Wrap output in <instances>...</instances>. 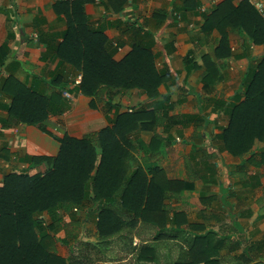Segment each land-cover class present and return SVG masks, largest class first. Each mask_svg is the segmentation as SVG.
Masks as SVG:
<instances>
[{
  "label": "crops",
  "instance_id": "obj_1",
  "mask_svg": "<svg viewBox=\"0 0 264 264\" xmlns=\"http://www.w3.org/2000/svg\"><path fill=\"white\" fill-rule=\"evenodd\" d=\"M243 3L77 0L75 7L80 13L70 15L71 6L54 0H0V47L7 37L8 17L13 31L0 67V84L4 78L13 77L43 95H60L41 123L27 124L10 116L7 108L12 100L0 93V187L7 175L34 176L49 169L47 161L30 163L28 158L53 159L64 135L81 139L110 127L117 115L143 112L137 128L126 135L130 158L126 160L125 177L138 172L162 189L157 190L162 201L145 212V222L137 219L133 223L134 212L140 211L137 201L131 203L135 207L132 211L120 209V194L113 195L112 209L124 223L133 224H125V230L102 241L104 258L100 255V263L89 256L88 241L87 245L64 244L53 238V251L58 256L84 259L89 264L174 261L164 231L172 228L169 220L173 214L182 223L178 228L185 227L184 216L196 208L198 222H194L198 225L191 228L200 234L212 229L218 238L229 239L232 245L238 243L233 249L223 248V255L241 259L250 257L254 250L260 254L255 261L264 263V142H255L247 154L237 157L222 141L231 106L244 99L247 71L264 56V42L254 44L248 35V13L238 11ZM69 15L85 27L69 40L78 41L80 49L97 51L103 45L119 62L137 45L148 48L155 69L166 74L157 96L148 97L138 88L107 89L97 96L76 90L79 84L75 82L78 77L82 79V73L72 61L56 56ZM58 75L60 82L55 83ZM65 91L71 94L70 100ZM150 112L159 122L152 121ZM140 195L135 190L130 194L133 199ZM150 195L154 196L153 191ZM72 216L80 217L84 231V214H64L62 220L67 222ZM38 217L42 220L43 214ZM47 219L48 230L44 227V231L49 232L55 229L57 218L48 215ZM41 224L45 225L43 220ZM159 231L162 234L156 236ZM82 235L80 240L86 242ZM61 246L69 249L67 256L61 254Z\"/></svg>",
  "mask_w": 264,
  "mask_h": 264
},
{
  "label": "trees",
  "instance_id": "obj_2",
  "mask_svg": "<svg viewBox=\"0 0 264 264\" xmlns=\"http://www.w3.org/2000/svg\"><path fill=\"white\" fill-rule=\"evenodd\" d=\"M76 2L59 3L71 6L72 15L75 11L80 13L79 8L75 7ZM238 11L244 14L247 12L250 17L248 35L253 43H263L264 20L247 2L243 3ZM70 15L66 17L68 26L62 43L56 48V56L66 62L72 61L82 73L76 90L85 95L97 96L99 92L107 89L122 91L138 88L148 97L157 96L158 86L166 79V74L155 69L154 57L148 48L137 45L119 62L111 58L103 49V45L97 48V51L80 49L78 41L69 40L76 32L85 31V27L76 17L69 18ZM6 28L7 37L0 47V67L13 35L9 17L6 20ZM71 50L74 53L70 54ZM60 78L61 75H58L55 83L60 82ZM0 93L7 94L12 100L7 108L10 116L27 124L41 123L47 117L50 106L57 104L56 96H60L38 93L13 77L4 78L0 84ZM243 94L244 99L231 106L228 125L222 134L224 148L237 157L247 154L255 142H264V56L254 68L249 67ZM142 114L143 112H134L117 115L110 127L81 139L64 135L60 140L58 155L53 159L28 158L30 163L52 162L51 167L44 173L34 176L25 173L10 174L4 177L0 187V264H89L85 263L84 259H65L58 256L53 251L52 239L58 237L64 244L77 242L79 245H87V242L80 240V217L72 216L67 222L62 220V217L64 214L71 215L77 209H88L93 203L101 201L106 203L100 205L98 213L99 234L110 238L125 230L124 225L131 223H124L118 212L112 209L116 200L113 197L115 193L120 194V209L132 211L135 207H131V203L137 201L136 206L140 207V211L134 212L133 223L137 219L146 221L145 212L153 204L162 201L163 197L157 194L162 189L156 185L155 180L148 182L145 176L138 172L127 180L124 179L126 160L130 158L126 135L137 128ZM150 114L154 116V123L159 122L160 119L155 113ZM133 190L141 194L136 199L130 196ZM152 191L154 196H149ZM163 210L165 215L167 208ZM58 211L61 213L57 216L55 229L44 231L42 220L38 216L44 212L54 216V212ZM127 231L130 232V229ZM198 240L201 243L199 249ZM193 242L182 258L174 264H219L210 255L213 251L238 246V243L232 245L226 238L215 241L211 234L200 237L195 235Z\"/></svg>",
  "mask_w": 264,
  "mask_h": 264
},
{
  "label": "rangeland",
  "instance_id": "obj_3",
  "mask_svg": "<svg viewBox=\"0 0 264 264\" xmlns=\"http://www.w3.org/2000/svg\"><path fill=\"white\" fill-rule=\"evenodd\" d=\"M98 157H99V150H98ZM51 163L52 162L48 163L49 166L51 165ZM128 178L124 177V179H126V180ZM190 200L191 199H188V201H190ZM104 203H106V202H104V201L95 202L90 207H88V209H85V210L77 209L75 211V213L77 215L84 214V216L86 218L84 231H81L83 234L82 237H83V239H85L84 241H86V242L88 241L89 243H91V246H90L89 251H88L89 256L93 257L94 259H96V258L99 259V263L104 258V256L102 255L104 248H102L100 245L102 244V241L105 238L102 237L99 234V231L97 230V221H98V213L100 211V205H104ZM191 203L194 204L193 202H191ZM188 210H190L189 207H188ZM194 211H196V208H194ZM194 211L190 210V211H188L189 213L186 214L187 216L185 215L186 218L184 216L185 223H183V224L186 225L185 227L178 228L179 226H181L182 223H180L178 221V219H177L178 215L177 214L176 215L173 214V217L169 220L170 224L172 225V228L171 229H165L166 231H164V233L169 238V240H167V242L169 241L167 245L170 247V250L172 253L171 257L173 258L174 261L166 262L165 264H174L178 261V259L180 257L182 258L184 252L187 251V249L189 248V245L194 243L193 240L195 239V235H198V237H200L203 235L211 234L212 238L215 241L220 239V237L218 238L216 236V231H212V229L205 232L204 234H200V233H198L197 229L191 228L190 225H195V226L198 225L196 223V222H198V215L195 214ZM59 213H61V211H58V213L54 212L55 219L57 218L58 215H60ZM42 214H43L42 220L44 221V224H45V221H46L45 219L48 218V215H46L45 212ZM187 217L190 218L192 220V222H189ZM158 218L161 220V215ZM166 220H167V215L165 214V217H164L165 223L167 222ZM194 221H196V222H194ZM46 225H48V224L46 223L44 225V227H46L48 230V227ZM178 229H180V230H178ZM161 232L162 231L156 232V236L162 234ZM154 236H155V234H152V237H154ZM57 238L58 237H56V239ZM238 239L242 240V238H238ZM210 240H212L211 237H210ZM199 245L201 246V243L198 240V249H199ZM62 247L63 246H61V249H60L61 254L67 256V252H69V249L67 247L66 248H64V247L62 248ZM144 247H146V246H144ZM71 250H73V248H71ZM202 250H204V249H202ZM222 250L223 249H218V251H215V252L213 251V253L210 254L214 260L219 262V264H256V263L257 264H264L263 262L258 263L255 261V260L258 261L257 258L260 257V254L258 255V251L255 252L254 250H252L251 252H249L250 257H247V260H248L247 261L246 258L241 257V259H240V258H238V256H235V255L233 258H227L225 255H223L224 251H226V249H224L223 251ZM74 252H75V248H74ZM221 252H222V254H221ZM100 255L103 258H100ZM252 256L254 257V259L251 258ZM198 264H204V263L201 262Z\"/></svg>",
  "mask_w": 264,
  "mask_h": 264
},
{
  "label": "built area",
  "instance_id": "obj_4",
  "mask_svg": "<svg viewBox=\"0 0 264 264\" xmlns=\"http://www.w3.org/2000/svg\"><path fill=\"white\" fill-rule=\"evenodd\" d=\"M56 2H73L77 0H54ZM95 2H100V0H93ZM247 2L255 11L256 13L264 20V3L261 0H244ZM81 81V77H78V80L75 82L76 84H79ZM64 96L67 99H71V94H69L68 91L64 92Z\"/></svg>",
  "mask_w": 264,
  "mask_h": 264
}]
</instances>
